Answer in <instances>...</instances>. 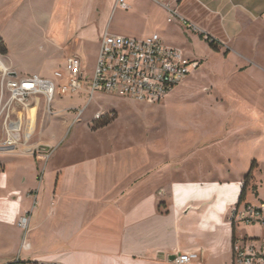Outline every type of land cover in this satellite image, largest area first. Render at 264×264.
I'll list each match as a JSON object with an SVG mask.
<instances>
[{"label": "crops", "instance_id": "obj_1", "mask_svg": "<svg viewBox=\"0 0 264 264\" xmlns=\"http://www.w3.org/2000/svg\"><path fill=\"white\" fill-rule=\"evenodd\" d=\"M32 1L36 0L8 3L11 8ZM174 8L179 18L202 29L197 32L218 41L217 52L222 46L226 55L236 50V42L254 37L257 26H264V0H178ZM139 36L136 34V38ZM58 46L66 51L65 44ZM65 55L66 72L68 58L76 54ZM3 70L12 78L46 74L9 60V50L0 53V92ZM191 84L186 78L162 100L163 104ZM87 97L86 91L78 95L58 94L52 102V114L46 111L43 97L29 109L15 106L11 110L12 120L23 119L21 137L15 146L0 152L13 156L23 153L30 161H12L4 170L6 175L10 168L19 169L15 179L23 184L20 192L14 179L6 185L10 191L3 194L0 264L18 260L27 264H178L175 258L188 251L198 253V258L189 264H229L234 232L227 212L223 236L213 246V237L199 235L200 226L195 219L206 215L205 208L213 201L184 197L187 185L194 182L177 175L180 165L172 162L175 154L167 147L147 141L110 140L108 146L70 145L61 149L68 128L81 122L89 107L77 116V109L85 105ZM223 100L217 97L212 102L214 114L225 111ZM41 109L44 113L40 116ZM96 112L87 120L92 132L104 130L118 117L113 110L110 113L115 112L116 118L95 128ZM28 131L32 134L26 139ZM37 131L38 138L34 139ZM6 139L0 146L4 147ZM40 149H50L52 153L50 171L38 182L42 161L36 156ZM24 215L30 216L28 231L18 224Z\"/></svg>", "mask_w": 264, "mask_h": 264}, {"label": "rangeland", "instance_id": "obj_2", "mask_svg": "<svg viewBox=\"0 0 264 264\" xmlns=\"http://www.w3.org/2000/svg\"><path fill=\"white\" fill-rule=\"evenodd\" d=\"M56 1L36 0L10 8L8 0H0V38L8 46L9 60L42 70L46 73L42 77L52 79L55 71H65L66 53L81 58L85 79L91 80L106 31L130 37L140 34L139 38L158 33L166 44L201 61L200 67L187 77L192 81L191 87L173 96L169 103H148L96 92L82 121L68 128L61 149L70 145L108 146L110 140L147 141L167 147L175 154L172 162L180 165L177 175L194 182L187 185L184 197L213 201L206 206V215L195 219L200 226L199 235L213 237L211 245L215 246L216 239L224 233L225 212L234 232L231 214L250 172L252 179L242 208L246 203L260 206L264 201V26L255 27L254 37L239 40L236 50L226 55V49L221 46V52H217L207 34L187 27L177 15L169 21L170 12L157 0H127L130 9L116 7L117 0H59L58 4ZM166 1L171 7L177 3ZM59 44L67 46L65 52L58 48ZM217 97L224 99L225 111L214 114L211 104ZM98 110H115L118 117L116 113L110 115L116 118L110 126L92 132L87 120ZM42 113L43 109L40 116ZM7 137L4 119L0 118V144ZM36 157L42 161L39 182L49 173L51 164L50 156L38 152ZM15 160L27 163L30 158L23 153L13 156L0 152V207L3 194L10 191L6 185L14 182L19 171L10 168L5 175L4 170ZM14 184L21 192L23 182L16 180ZM238 230L241 234L264 237L259 224L242 222ZM231 250L229 264H233V242Z\"/></svg>", "mask_w": 264, "mask_h": 264}, {"label": "built area", "instance_id": "obj_3", "mask_svg": "<svg viewBox=\"0 0 264 264\" xmlns=\"http://www.w3.org/2000/svg\"><path fill=\"white\" fill-rule=\"evenodd\" d=\"M170 12L169 21L178 15L176 9L165 0H157ZM178 1V0H176ZM116 7L130 9L127 0H117ZM187 27L199 30L198 27L182 18ZM201 61L186 57L182 51L165 43L155 33L146 38H136L106 31L102 37L94 77L85 79L82 60L72 55L67 60V71L57 70L54 78L48 79L39 75H26L12 78L8 71L1 73L0 118L4 119L9 134L4 147L15 146L20 140L23 120L13 121L11 110L15 106L23 110L38 105L43 97L46 111L54 113L52 102L56 95H78L87 92V100L83 107L77 109L80 117L91 103L98 91L113 93L119 96L134 98L148 103L161 102L177 87L193 69L199 68ZM8 96L5 94V90ZM107 114L97 111L94 121H99ZM109 116L113 113H109ZM30 130V129H29ZM33 131V130H32ZM28 131L26 139L31 136ZM42 156L49 157L52 151L42 150ZM239 202L231 214L235 234L233 238V264H264V237L241 234L240 223L259 224L264 229V201L260 206ZM30 216L19 219V226L28 231ZM198 258V253L188 251L180 253L175 261L178 264H189ZM42 264V263H39Z\"/></svg>", "mask_w": 264, "mask_h": 264}, {"label": "trees", "instance_id": "obj_4", "mask_svg": "<svg viewBox=\"0 0 264 264\" xmlns=\"http://www.w3.org/2000/svg\"><path fill=\"white\" fill-rule=\"evenodd\" d=\"M201 35H204L203 33ZM208 40L211 41L213 47L215 48L216 51H219V42L216 41L215 39H213L211 36H208ZM8 52V48H7V45L5 43V41L0 38V53L1 54H6ZM115 115V112H113V116ZM112 117H110L108 114L104 116V118H102L101 120H99L97 122V125H94V127H102V126H105V125H108L109 123H111L112 121ZM251 179H252V172H250L246 178H245V182L242 186V193H241V196H240V199H239V202L243 201L246 197V192H247V189L250 185V182H251ZM234 234H235V230H234ZM234 238V237H233ZM6 264H27L26 261H23V260H18V261H13V262H9V263H6Z\"/></svg>", "mask_w": 264, "mask_h": 264}, {"label": "water", "instance_id": "obj_5", "mask_svg": "<svg viewBox=\"0 0 264 264\" xmlns=\"http://www.w3.org/2000/svg\"><path fill=\"white\" fill-rule=\"evenodd\" d=\"M6 149H8V148L3 147V146H0V151H1V150H6Z\"/></svg>", "mask_w": 264, "mask_h": 264}]
</instances>
